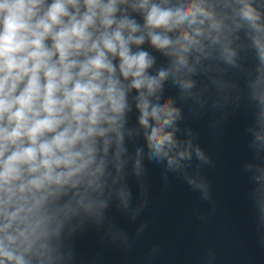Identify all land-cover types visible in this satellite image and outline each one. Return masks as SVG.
I'll return each instance as SVG.
<instances>
[{
  "label": "clouds",
  "instance_id": "9594fccd",
  "mask_svg": "<svg viewBox=\"0 0 264 264\" xmlns=\"http://www.w3.org/2000/svg\"><path fill=\"white\" fill-rule=\"evenodd\" d=\"M236 3V15L251 29L250 39L264 66L260 14L249 0ZM128 4L0 0V264H32L33 259L45 264L51 259L45 243L51 218L34 212L53 190L76 189L79 194L83 187L86 196L99 187L104 161L97 160L98 153L107 154L109 134L115 135L119 149L132 90L138 93V123L152 155L178 166L170 155L178 142L168 129L179 110L170 101L153 103L151 98L159 101L162 82L187 66L186 54L202 48L200 37L206 32L215 30L212 41H220L223 22L205 0H136L129 6L143 14L141 27L121 11L119 6ZM206 21L208 29L203 27ZM176 30L175 39L170 38ZM146 37L156 50L174 57L156 75L148 74L154 64L148 52L132 50ZM223 51L231 61L234 53L227 46ZM251 87L264 105V69ZM256 139L264 140V129L256 132Z\"/></svg>",
  "mask_w": 264,
  "mask_h": 264
},
{
  "label": "water",
  "instance_id": "95a60500",
  "mask_svg": "<svg viewBox=\"0 0 264 264\" xmlns=\"http://www.w3.org/2000/svg\"><path fill=\"white\" fill-rule=\"evenodd\" d=\"M135 2L119 7L143 27V14L129 6ZM249 2L264 25V0ZM205 5L223 22L220 41H212L215 30L206 32L202 48L186 54L187 66L162 82L159 101L151 98L179 110L168 129L178 142L170 153L178 166L152 155L132 90L119 149L109 134L107 154L98 153L97 160L104 161L99 187L86 196L83 187L79 194L53 190L35 210L36 217L51 218L45 239L51 259L45 264H264V140L256 139L264 129V105L251 87L264 66L251 29L236 15V0H205ZM178 31L168 35L175 39ZM225 46L234 53L231 61ZM132 50L154 59L149 75L174 59L147 37ZM181 151L188 155L179 157Z\"/></svg>",
  "mask_w": 264,
  "mask_h": 264
}]
</instances>
